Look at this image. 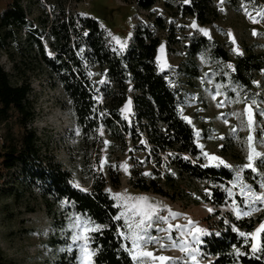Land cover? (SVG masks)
Masks as SVG:
<instances>
[{"label":"trees","instance_id":"16d2710c","mask_svg":"<svg viewBox=\"0 0 264 264\" xmlns=\"http://www.w3.org/2000/svg\"><path fill=\"white\" fill-rule=\"evenodd\" d=\"M67 1L47 0L48 10L42 6L40 13L30 16L21 0H6L0 11V51L11 61L15 77L12 81L11 74L0 64V124L6 123L5 133L0 134V182L14 170L20 178L17 188H0V197L3 193L14 199L33 196L59 228L65 226L71 214L85 217L94 227L102 226L99 232L91 233L89 246L95 250L94 264H134L120 234L124 225L115 219L118 207L105 188L107 180L95 178L90 190L84 191L72 184L69 170L52 157L41 155L38 137L30 126L35 112L29 100L28 71L32 64L28 63L37 61L61 88L82 130L88 132L101 126L112 141L124 143L128 139L136 151L144 153L145 160L151 157L152 167L141 162L131 169L130 184L135 189L217 208L213 214L216 220L208 226L200 244L204 264H264V247L253 252L251 239L239 235L254 232L262 216L237 219L230 212L219 211L227 199L232 171L223 165L203 166L198 160L191 161L190 157L196 159L200 150L195 130L180 115V91L169 83L166 71L157 70L155 53L160 37L149 25L136 24L129 48L118 54L108 45L97 20L67 10ZM122 1L151 10L159 0ZM253 1L264 8V0ZM179 11L201 25L219 17L216 0H188L179 6ZM152 17L156 29L168 32L170 51L176 41L174 27L162 15ZM209 46L206 36L187 44L189 58L183 73L197 76L195 57ZM210 47L214 58L230 62L233 81L245 93L256 94L260 109H264V50L244 45L232 59L219 42ZM129 98L132 117L127 121L121 110ZM13 115L16 134L7 124ZM163 153L166 160L161 159ZM109 176L111 186L119 184L118 174ZM193 181L204 184L193 188ZM259 238L260 244L264 234ZM0 264H9L1 249ZM56 264H77L76 253L60 256Z\"/></svg>","mask_w":264,"mask_h":264},{"label":"rangeland","instance_id":"374dc122","mask_svg":"<svg viewBox=\"0 0 264 264\" xmlns=\"http://www.w3.org/2000/svg\"><path fill=\"white\" fill-rule=\"evenodd\" d=\"M5 2L6 0H0V11L4 8ZM21 2L30 16L40 13L42 6L48 10L47 0H21ZM166 2L170 5L167 6ZM182 3H185V0H159L151 10H141L136 4L122 0H68L66 9L97 20L105 33L104 37L108 45L118 54L129 48L136 24L144 23L154 29L160 37L155 53L157 70L159 72L166 71L169 83L180 91V115L184 119L185 117L189 118L190 124L195 130L196 143L200 152L196 159L190 157L191 161L197 162L198 160L203 166H221L218 162L209 163L208 157L202 154L204 152L218 156L225 161L223 166L229 168L233 173V180L228 183L226 191L230 189L233 195L229 197L227 192L226 202L219 208V211L230 212L235 216L233 201L240 204V207H244L240 203L244 199L240 194V185L251 184L256 191H262L260 183L264 180V175H262L264 167L258 165L260 168L258 173L241 168L247 162L246 138L249 135V129L245 127V116L232 115V113H244L247 105H253L258 125L253 134L257 138L264 135L260 131V127H264V117L259 115L258 109L261 108L259 97L254 93H245L233 81L230 72L232 67H229L230 62L214 58L210 46L219 42L232 59L238 55L234 49H238L240 54L244 45H253L258 51L264 50V18L257 16L256 19L260 22L254 23L249 15L255 16L257 12L264 11V8L253 0H223V3L221 0H216L219 10L218 19L210 24L201 25L193 17L180 13L179 6ZM152 14L164 16L166 23L174 27L176 41L171 45L170 51L167 50L166 36L168 32L158 30L152 25ZM193 22L196 23V28L191 27ZM200 29L206 30L207 35ZM254 30L257 35H253ZM200 36H206L210 46L202 49L196 55L197 76L191 77L183 73L182 69L185 60L189 58L186 46ZM116 38H119L124 47L116 42ZM47 53L52 55L50 51ZM0 64L11 74L12 81H15L12 63L1 51ZM28 64H32V68L28 71L31 88L29 100L35 112L30 126L38 137L37 143L41 155L52 157L63 168L69 170L72 184L75 187L79 184L78 188L90 190L93 179L107 180L105 188L118 207L117 216L126 211L127 206L124 205V199L127 197H147L146 203L154 204L159 216L168 217L167 221H161L149 230V234L157 237L159 243L144 244L141 250L152 251L156 256L163 255L174 259L169 262H161L146 258L142 264H192L190 255L181 250V241L187 242L189 251L192 248H197L196 255L199 264H204L205 258L200 250L201 243L197 244L188 235V232L195 227L207 231L208 226L216 220L213 214L217 208L208 203L195 204L189 199L171 200L151 192L135 189L130 184V171L135 164L140 165L141 162L145 166L152 167L151 157L145 160L144 153L136 151L133 143L128 139L124 143L112 141L101 126L88 132L82 130L75 123L59 85L50 78L42 66L38 65L37 61ZM95 73L100 74L98 70H95ZM217 90L220 94L213 99ZM129 92L133 93L132 90ZM96 99L100 102L99 96ZM129 100L131 99H127L121 110L122 116L127 121H130L132 117L131 111L125 110ZM221 101L224 102L223 105L218 106ZM185 120L189 122L188 119ZM14 121L15 116L13 115L7 124L16 134L18 128ZM233 128L236 129L235 132L232 131ZM5 131L6 123H1L0 134L3 135ZM105 141L108 143L106 144ZM257 150L264 152V145H257ZM161 159L166 160L165 153L161 154ZM101 160H106L102 168ZM125 164L127 170L122 167ZM163 169L165 167L161 168V170ZM237 171L240 172L239 180L236 175ZM110 173L119 175L118 185L111 186L109 184ZM19 180L17 171H10L0 182V188L7 190L17 188ZM203 184L193 181L190 185L193 188H201ZM117 193L121 194L120 198H117ZM38 202L31 195L14 199L3 193L0 197V249L9 264H56L60 256L69 257L73 253H76L77 264H81L79 249L67 250L72 247L73 231L70 230L72 218L79 215L67 216L65 226L59 228L57 227L58 223L53 222V219L46 214L43 206ZM135 202V200L129 201L128 206ZM28 208H34V211H29ZM209 209L212 211L210 212ZM172 213L178 215L173 216ZM257 216H262L261 223L264 222V206L256 205L249 217ZM79 217L87 226L94 227L85 217ZM59 218L61 216L57 217V219ZM125 219L124 216L120 219L124 225L120 229V234L124 233L121 236L129 250L132 246L128 239L129 232ZM129 219L134 222L131 217ZM189 220L193 223L189 224ZM261 223H257L255 229ZM169 224L173 226L187 225V227H173L171 232L156 230L157 228L167 229ZM169 235L171 239L167 238ZM203 236H200V241ZM259 237L260 234L257 235L256 240H251V243L259 244ZM173 241L177 242L176 246H172ZM160 244L168 245V247L161 248ZM130 254L133 255L132 252ZM134 264H137V261H134Z\"/></svg>","mask_w":264,"mask_h":264},{"label":"snow or ice","instance_id":"6c2138e0","mask_svg":"<svg viewBox=\"0 0 264 264\" xmlns=\"http://www.w3.org/2000/svg\"><path fill=\"white\" fill-rule=\"evenodd\" d=\"M188 0H185V3H187ZM221 3H223V0H221ZM247 12V9H245ZM250 18L253 20L254 23H259L260 21L256 19L257 16L264 18V11L257 12L255 16H252L251 14ZM191 27L196 28L197 25L195 22L192 23ZM201 31L205 32L207 35V31L204 29H200ZM229 35H231L229 33ZM253 35H257L255 30L253 31ZM116 42L120 44L121 47H124V44L121 43L119 38H116ZM234 42V41H233ZM163 48V46H162ZM239 54L238 49H234ZM231 67V65H229ZM103 82V81H102ZM220 94L219 90L216 91V94L213 96V99L216 98ZM223 101H221L218 106L223 105ZM253 104H255V101H253ZM131 100H129L128 104L125 106V110L131 111ZM258 109V106H257ZM259 115L264 116V109H258ZM255 111L253 109V105H247L244 109V113L238 114V113H232V115H242L246 117L245 120V127L249 129V135L246 138V144L248 148V154H247V162L241 166L242 169H249L254 173H258L260 171V167H264V152H260L257 150V145H264V135L257 138L253 133L256 131V128L258 127L256 120H255ZM223 115V114H221ZM185 119L189 120V123H191V120L187 117ZM227 123V121H225ZM233 132L236 131L235 128L232 129ZM261 133H264V127H260ZM101 135H103V132H101ZM198 135V133H197ZM107 144L108 142L105 141ZM202 147V146H201ZM204 156L208 157L209 163L212 162H218V164L223 165L225 164V161L222 160L220 157L215 155H210L209 153H202ZM106 160H101V168L103 167ZM207 166V165H205ZM122 167L127 170V165H122ZM228 167H231V165H228ZM145 175H148V173H145ZM237 179L240 178V172L237 171L236 173ZM264 175V173H262ZM79 187V184L76 185ZM260 189L262 191H256L251 184H241L240 185V194L244 197V199L240 202L244 205V207H240V204H237L236 201H233L234 205V211L235 216L237 219H240L241 217H249L252 214V211L255 210L256 205L264 206V180L260 183ZM84 191H87L86 189ZM229 197L233 195L232 191L230 189L227 190ZM117 198L121 197V194H116ZM135 200V203H132L130 206L129 201ZM148 200L147 197H139V198H133V197H127L124 199V205L126 207V211L121 213V215H118L115 217L116 220H120L122 216L126 217L125 223L128 228V239L131 241V248L129 249L130 252L133 253L132 259L134 261H137V264H142L143 260L146 258H151L152 260H159L161 262H169L173 260L174 258L168 257V256H156L152 251H142V247L144 244L148 243H159V240L157 237L151 236L149 234V230L153 229L156 224H158L161 221H167L168 217H162L157 214L156 207L154 204L146 203ZM66 203V202H65ZM211 212L212 209H209ZM173 216L178 215L176 213H172ZM129 217H131V220H134V222H131ZM138 219H135L137 218ZM189 224H192L193 222L191 220L188 221ZM102 226L96 225L95 227H89L87 226L79 216H75L72 218V223L70 224V230L73 231V235L71 236L72 240V247L67 249L68 251H71L72 248H78L81 253V264H94V256H95V250L90 248L89 245L92 241L91 233L93 232H99ZM186 228L187 225H168L167 229L163 228H157V231H167L171 232L172 228ZM206 232L204 229L195 227L194 229L189 230L188 235L192 237L194 241H196L197 244L201 243L200 236L205 235ZM258 234H264V222L260 224L258 228L255 229L254 232L251 233H244L239 232V235L241 237H247L251 240H256ZM121 235H124L122 232ZM183 235V233H182ZM168 239H171V236L169 235L167 237ZM176 241H173L172 246H176ZM161 248L168 247V245L160 244ZM180 247L182 251L187 252L192 260V264H199L198 258H197V248H192L190 251L187 247L186 241L180 242ZM251 247L253 251H260L262 247H264V241H262L260 244H257L255 242L251 243ZM237 252H239V249H237Z\"/></svg>","mask_w":264,"mask_h":264},{"label":"built area","instance_id":"2783aa9c","mask_svg":"<svg viewBox=\"0 0 264 264\" xmlns=\"http://www.w3.org/2000/svg\"><path fill=\"white\" fill-rule=\"evenodd\" d=\"M0 141H1V137H0Z\"/></svg>","mask_w":264,"mask_h":264}]
</instances>
